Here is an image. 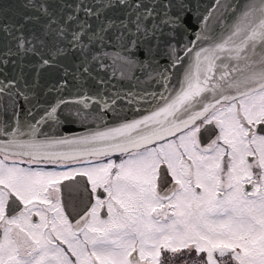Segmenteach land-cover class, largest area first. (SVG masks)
<instances>
[{"label": "snow or ice", "instance_id": "1", "mask_svg": "<svg viewBox=\"0 0 264 264\" xmlns=\"http://www.w3.org/2000/svg\"><path fill=\"white\" fill-rule=\"evenodd\" d=\"M25 7L39 15L0 23L15 42L3 57L49 67L78 52V88L91 63L111 60L109 79L119 70L160 91L70 93L37 117L36 82L23 71L0 80V264H264V0H214L182 47L177 35L193 31L185 0L81 3L89 18L114 7L133 17L91 35L83 22L68 28L73 16L60 23L47 3ZM108 32L114 53L93 52V37ZM120 101L138 118L102 122ZM61 112L85 134L61 135Z\"/></svg>", "mask_w": 264, "mask_h": 264}, {"label": "water", "instance_id": "2", "mask_svg": "<svg viewBox=\"0 0 264 264\" xmlns=\"http://www.w3.org/2000/svg\"><path fill=\"white\" fill-rule=\"evenodd\" d=\"M28 0H0V23L20 24L22 23V18L25 16L37 17L39 14L25 7V4ZM37 2L47 3L51 11L55 13L58 17L60 23H63L68 16H73L76 19L68 23V28L73 29L76 27L77 23H85L90 25L88 30V35H91L104 23H107L109 20L114 21L116 24H119L121 21H130L133 17L127 15L128 10L123 7H114L107 10H102L100 18L91 17L89 18L83 8L80 11H76L77 5L83 3L87 6H93L97 3V0H37ZM142 2L147 3L148 0H142ZM163 0H161V3ZM222 3H232V4H242L244 0H221ZM185 3L191 7V12L189 14L190 21L192 23L193 31L189 33L178 34L176 37L175 43L178 47H182L183 44L187 43L188 40H195V31L198 29V26L195 23V17L200 16L202 18L203 14L206 13L209 8L213 5L214 0H185ZM157 11L162 13L163 8L158 7ZM175 11V9H173ZM40 22L43 23V17L40 18ZM149 27L152 26V21H146ZM37 27L38 25L35 21H30L25 26V34H27L28 29ZM129 27L132 25L129 23ZM88 35L84 37V40L87 41ZM104 34H102L103 36ZM112 37V32L106 34V38L97 39L93 37L96 41L92 45L93 52H100L103 48L109 53H114V48L109 44V40ZM167 39V37H165ZM146 42L142 48L146 50ZM15 42L11 40V36H5L3 33H0V80H11L16 77L21 71L29 84H32L33 81L36 82V94L37 100L40 107L37 109L31 105H26L25 110L28 107H32L33 112L37 117L43 114L44 109L49 105L54 104L59 96H64L68 98L70 93H88L94 95L97 92H101L105 97H110L114 93H120L124 95L125 93L139 92L147 87L148 92H159L160 86L158 84H152L150 86L144 85L143 83H138L136 80L120 79L119 70L116 72V78L109 79V76L112 75V61L104 60L103 63L109 65L107 69H102L99 66V63L93 62L89 65L90 72L84 76V78L79 82L81 87H77L76 81L72 79V76L77 75V68L82 63V58L78 52L69 53L65 58H63L59 64L49 66V67H39L37 61L39 60L38 56L29 55L21 60L17 56L3 57V53L7 50L8 47L14 49ZM184 55L183 52L180 53ZM127 55V53H125ZM137 55L143 59V51L137 53ZM7 59L9 62L7 64L3 63V60ZM187 59V58H186ZM65 69L68 71L67 77H65ZM62 79H67V87L63 91H57L56 86L59 81ZM103 81V83H98ZM49 89H52L49 91ZM36 100L33 101V105L36 104ZM23 104V101H21ZM122 107L118 108L116 112H109L104 116L102 122H107L108 124H113L114 122H119L123 118H138L141 113L133 111L127 105H124L122 101L118 102ZM148 105H144V108H147ZM61 119L65 121L58 131L61 135L64 136H79L84 135L86 129L79 125L78 123H68L66 121L71 118L67 113L61 112ZM89 127H95L94 123H90ZM51 131V129H50ZM72 201V200H71ZM70 201V203H71ZM74 206L70 204L72 209ZM70 209V211H71Z\"/></svg>", "mask_w": 264, "mask_h": 264}, {"label": "flooded vegetation", "instance_id": "3", "mask_svg": "<svg viewBox=\"0 0 264 264\" xmlns=\"http://www.w3.org/2000/svg\"><path fill=\"white\" fill-rule=\"evenodd\" d=\"M114 159L118 161L119 157L115 156ZM86 203H87V197L85 194L82 193L80 197L74 195L70 203L73 204L74 206L72 209L70 208L72 215L75 216L77 213H81Z\"/></svg>", "mask_w": 264, "mask_h": 264}]
</instances>
